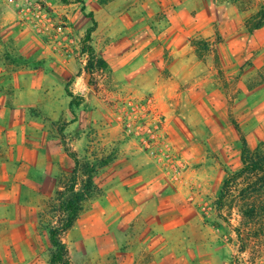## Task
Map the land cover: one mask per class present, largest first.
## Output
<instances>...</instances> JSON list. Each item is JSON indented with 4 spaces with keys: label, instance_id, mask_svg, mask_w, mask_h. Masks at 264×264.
I'll use <instances>...</instances> for the list:
<instances>
[{
    "label": "rangeland",
    "instance_id": "1",
    "mask_svg": "<svg viewBox=\"0 0 264 264\" xmlns=\"http://www.w3.org/2000/svg\"><path fill=\"white\" fill-rule=\"evenodd\" d=\"M263 27L264 0H0V264H49L69 153L94 169L73 264H264V207L241 179L217 204L242 139L264 157Z\"/></svg>",
    "mask_w": 264,
    "mask_h": 264
},
{
    "label": "trees",
    "instance_id": "2",
    "mask_svg": "<svg viewBox=\"0 0 264 264\" xmlns=\"http://www.w3.org/2000/svg\"><path fill=\"white\" fill-rule=\"evenodd\" d=\"M87 16L95 23L91 12L87 13ZM92 29V26L87 28L81 47V51L87 55L84 69L89 75L93 73L95 67L100 68L105 65L102 59L96 57L89 43ZM88 84L91 83L89 82ZM65 91L71 97L70 105L78 103L73 93L68 89V86L65 87ZM242 143L241 168L226 176L217 199V204L220 207L224 206L227 196H232L230 194L231 190L234 189V186L236 188L238 180L241 179L243 181V189L240 192L243 194L239 199V209L245 220H252L256 214V209L264 207L262 202L258 201L259 198L264 196V157L262 155H252L244 139H242ZM69 155L74 162L73 169L68 177V181L62 182L56 191L55 204L53 206L55 220L47 230L50 245L49 264H73L62 236L76 221L81 203L93 193L94 169L87 163L81 162L75 153H69ZM236 231L237 236L241 238L240 228L236 229ZM239 250L240 252H244L246 250L245 245L242 244Z\"/></svg>",
    "mask_w": 264,
    "mask_h": 264
},
{
    "label": "crops",
    "instance_id": "3",
    "mask_svg": "<svg viewBox=\"0 0 264 264\" xmlns=\"http://www.w3.org/2000/svg\"><path fill=\"white\" fill-rule=\"evenodd\" d=\"M262 31H264V27L261 28V32H262ZM14 123H15V122H12V123H11L10 120L7 121V123H6L5 125H4V124L2 125V130H3V129H7V127H9V126H8L9 124H10V127H9L10 130H12V126L14 125ZM16 126H17V125H16ZM123 196H126V193H124Z\"/></svg>",
    "mask_w": 264,
    "mask_h": 264
}]
</instances>
